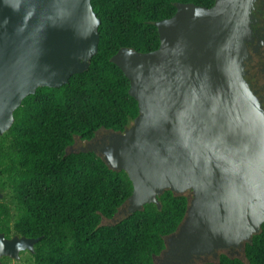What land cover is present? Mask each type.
<instances>
[{"label": "water", "instance_id": "95a60500", "mask_svg": "<svg viewBox=\"0 0 264 264\" xmlns=\"http://www.w3.org/2000/svg\"><path fill=\"white\" fill-rule=\"evenodd\" d=\"M252 5L178 3L173 16L156 23L157 49L124 47L111 57L139 107L99 152L133 186L118 213L148 203L160 208L168 189L191 191L179 227L188 254L243 250L264 223V112L243 77ZM100 23L91 0H0V135L38 87L62 86L88 69ZM39 240L0 233V264L34 252Z\"/></svg>", "mask_w": 264, "mask_h": 264}, {"label": "trees", "instance_id": "16d2710c", "mask_svg": "<svg viewBox=\"0 0 264 264\" xmlns=\"http://www.w3.org/2000/svg\"><path fill=\"white\" fill-rule=\"evenodd\" d=\"M101 19L100 41L87 70L59 87H38L14 112L0 135V184L20 213L19 234L40 237L28 264H153L166 237L184 221L192 194L165 190L161 207L148 203L112 224L132 193L124 170L103 155L71 150L98 132H124L139 114L129 79L111 60L121 48H158L156 23L178 3L211 7L215 0H91ZM9 203L0 201V231L8 227ZM5 221H4V220ZM244 258L220 254L201 264H264V223L243 248Z\"/></svg>", "mask_w": 264, "mask_h": 264}, {"label": "flooded vegetation", "instance_id": "af4514ba", "mask_svg": "<svg viewBox=\"0 0 264 264\" xmlns=\"http://www.w3.org/2000/svg\"><path fill=\"white\" fill-rule=\"evenodd\" d=\"M249 28H250L249 35L245 39L247 56L244 58V63H243V77L246 83L248 84L250 90L257 98L260 107L264 112V0H253V5L250 12ZM110 134L111 133L107 131H100L89 141L82 142L79 140V142L85 143V145H81L78 148H74V146L77 143L76 140L74 145L71 147V150L73 151L82 150V148L85 147L87 149L92 148L93 151L99 153L101 148L104 146V144H109L111 142L109 138ZM5 186L6 185L0 184V192L3 194V197L5 195L6 189L4 191L1 190ZM188 193L192 194L191 191H189ZM2 198L0 199V201H4ZM15 204H16L15 209L9 204L10 214L8 215L7 218H5V220L8 219V227L3 226L4 227L3 229L5 231H0V233H3L6 236V238H12L13 236L27 237L25 235L19 234L17 229L14 227V220L18 218L21 210L17 205V203ZM172 236L173 239L170 240V237ZM27 238H37V237H27ZM180 241H189V239L185 238L184 236H181V230L180 228H178L176 232L166 237L165 240L166 247L159 255L154 256L153 264H201L205 262L204 260L208 255H212L213 257H218V258L220 256L219 250L216 256H214L213 253H209V252L205 254H199V253L188 254L187 250L189 248V242L182 243ZM36 243L34 244V252H31L28 249L22 250L20 252V256L22 253L25 252H29L31 255H33L35 253ZM232 248H237V247H229L227 249H232ZM8 258L10 257L8 256L2 257L1 258L2 263L4 259H8Z\"/></svg>", "mask_w": 264, "mask_h": 264}, {"label": "rangeland", "instance_id": "374dc122", "mask_svg": "<svg viewBox=\"0 0 264 264\" xmlns=\"http://www.w3.org/2000/svg\"><path fill=\"white\" fill-rule=\"evenodd\" d=\"M81 145H85V143L79 142V140H77V143L74 146V148H78ZM188 192L189 191H186L185 193L189 194ZM2 199L4 201H7L15 209L16 204H15L14 199L12 197V192L9 189H6L5 195ZM123 216H124V213L120 212L113 219H110V220L104 219L103 223L104 224L115 223L118 220H120ZM221 253H225V254H229L231 256H238V257L244 258L243 250L238 249V248H232V249L225 248V249L219 250V254H221ZM217 260H218V257H213L212 255H208L204 261L205 262H208V261L212 262V261H217ZM32 261H33V256L29 252H25V253L21 254L20 259H13V258L12 259L11 258L4 259L3 264H28L29 262H32Z\"/></svg>", "mask_w": 264, "mask_h": 264}]
</instances>
